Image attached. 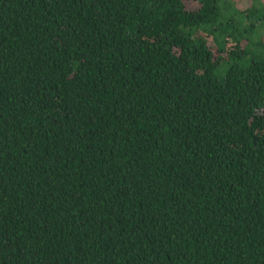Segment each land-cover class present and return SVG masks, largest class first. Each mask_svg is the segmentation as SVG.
Listing matches in <instances>:
<instances>
[{
	"label": "trees",
	"instance_id": "16d2710c",
	"mask_svg": "<svg viewBox=\"0 0 264 264\" xmlns=\"http://www.w3.org/2000/svg\"><path fill=\"white\" fill-rule=\"evenodd\" d=\"M262 24L264 0H0V264H264Z\"/></svg>",
	"mask_w": 264,
	"mask_h": 264
},
{
	"label": "rangeland",
	"instance_id": "374dc122",
	"mask_svg": "<svg viewBox=\"0 0 264 264\" xmlns=\"http://www.w3.org/2000/svg\"><path fill=\"white\" fill-rule=\"evenodd\" d=\"M258 33L260 35H262V37L264 38V24H262L258 27ZM249 51L253 54L264 55V45L258 46V45L253 44L249 48ZM224 72H225V70H224V63H223L221 65L220 69H216L215 75H216V77L221 78L223 76Z\"/></svg>",
	"mask_w": 264,
	"mask_h": 264
}]
</instances>
